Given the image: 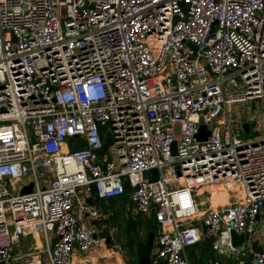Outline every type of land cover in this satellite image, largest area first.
I'll return each mask as SVG.
<instances>
[{
    "label": "built area",
    "instance_id": "obj_1",
    "mask_svg": "<svg viewBox=\"0 0 264 264\" xmlns=\"http://www.w3.org/2000/svg\"><path fill=\"white\" fill-rule=\"evenodd\" d=\"M259 97L264 0H0V264H103L93 202L126 186L157 224L152 264L207 238L264 264V110L252 136L229 110ZM224 181L232 200L200 203Z\"/></svg>",
    "mask_w": 264,
    "mask_h": 264
},
{
    "label": "rangeland",
    "instance_id": "obj_2",
    "mask_svg": "<svg viewBox=\"0 0 264 264\" xmlns=\"http://www.w3.org/2000/svg\"><path fill=\"white\" fill-rule=\"evenodd\" d=\"M230 112L235 116L234 126L244 136L254 135L253 127L249 132L242 129L241 124L243 121L249 122L250 126L258 125V131H262V113L264 110V100L262 97L256 99H247L242 102H236L230 107ZM218 192V191H213ZM209 194V193H208ZM205 192L199 190V200L202 204L215 205L220 202H225L229 197H226L223 201L218 198L219 202H214L212 196H209ZM230 199V198H229ZM231 198L230 200H232ZM126 196H122L115 199H107L101 203V208L110 209L111 212L103 219L104 224L102 233H109L112 235V244L115 248L113 252L108 253L107 261L109 264H114V256L119 253L121 255L120 264H136L137 256L132 249L135 246L137 239H145L149 230L155 231L157 226L154 225L153 219L143 212H137L131 208ZM93 217L87 216V220L91 221ZM96 224V223H95ZM97 225V224H96ZM101 233V232H100ZM52 232H50V236ZM39 241V240H38ZM155 250V243H153L151 252ZM118 251V252H116ZM110 254V255H109ZM196 257H193L192 264H202L203 262H197Z\"/></svg>",
    "mask_w": 264,
    "mask_h": 264
},
{
    "label": "crops",
    "instance_id": "obj_3",
    "mask_svg": "<svg viewBox=\"0 0 264 264\" xmlns=\"http://www.w3.org/2000/svg\"><path fill=\"white\" fill-rule=\"evenodd\" d=\"M211 196H212V199H213L214 202H219L218 201V198H220L221 201H223L226 198L222 194V192H220V191L214 193L211 190ZM112 197H114V196H112ZM109 198L110 197H108V198H98L93 203H95L97 206L100 207L101 206V203L103 201H106ZM127 199L129 201V197ZM110 212H111L110 209L101 208V214H100V216H98V217H96L94 219V222L97 224V228H99V230L101 232V235H103V236H105L106 233L103 234L102 231H101L102 230L101 227L104 226V224L102 223V221H103V219ZM149 216L151 217V215H149ZM156 226H157V224H156ZM155 232H156V230H155ZM154 235H155V233H154ZM250 239H251V242H252V244L254 246H256V247H264V204H263V206L261 208V211L257 215V218H256V227H255V230L253 231V233L251 234ZM112 240H113L112 235H111V240L110 241H106V239L104 238V240H102L101 243H99L97 245H94L89 250L88 255L92 259H94V260H100V261H102L103 264H109L108 261H107L108 253H111V250L113 252L115 251V248L113 247V244L111 243ZM202 241H204V240H202ZM202 241H200V242H202ZM30 242H31L30 236H26L24 238V240H23L24 247L26 248L29 245ZM198 243L195 244V245H193V246H190L188 248V253H189V256H190V261L192 260L193 257L191 256L189 249L196 248V258H200V257L203 258V259H201L200 261H197V262H203L202 264H209V262H210L211 259L220 258L221 261H222V264H235L234 256L227 257L225 255H218L217 253L214 252L213 249L211 250L212 247H211L210 244L206 247L204 244H201V245L199 244L198 245ZM116 252H118V251H116ZM134 254H135V246H134ZM213 255H216V256L213 257ZM206 257H207V261L205 259ZM113 259H114V261H113L114 264H120L121 255L119 253H117V254H115V256H114ZM136 262H137V258H136ZM191 264H192V262H191Z\"/></svg>",
    "mask_w": 264,
    "mask_h": 264
},
{
    "label": "water",
    "instance_id": "obj_4",
    "mask_svg": "<svg viewBox=\"0 0 264 264\" xmlns=\"http://www.w3.org/2000/svg\"><path fill=\"white\" fill-rule=\"evenodd\" d=\"M243 126L244 129L248 131L249 123L247 121H244ZM207 132L208 129L206 128V125L202 123L197 131V137L205 138ZM172 144H173L172 150L174 151V142ZM151 170H152L151 178L152 179L157 178L158 169L156 167H152ZM31 186H32V182L23 186L21 188V191L30 190ZM88 200H90V197H88ZM154 233L155 231L150 230L147 233V237L145 239H137L135 241V254L137 256L136 264H152L150 253H151L152 245L154 243ZM231 236L234 244L241 243L245 237L243 232H236L234 229H231ZM156 264H162V261L159 260Z\"/></svg>",
    "mask_w": 264,
    "mask_h": 264
},
{
    "label": "trees",
    "instance_id": "obj_5",
    "mask_svg": "<svg viewBox=\"0 0 264 264\" xmlns=\"http://www.w3.org/2000/svg\"><path fill=\"white\" fill-rule=\"evenodd\" d=\"M128 186H126V188H125V190H124V192L123 193H121V194H119V195H116V196H114V197H112V196H110V200L111 199H115V198H119V197H122V196H126V198H128L129 197V191H128ZM108 199V200H109ZM154 221V220H153ZM154 225H156V222L154 221V223H153ZM201 245V244H204L206 247L210 244L211 245V238H207V239H204V241H202V242H199L198 243V245ZM211 250H212V248H211ZM132 251H134V248L132 249ZM189 251H190V254H191V256L192 257H196V248H191V249H189ZM208 256V255H207ZM216 255H213V257H215ZM227 257H230V256H227ZM196 259V261H200L201 259H203L202 257H200V258H195ZM206 259V261H207V257L205 258Z\"/></svg>",
    "mask_w": 264,
    "mask_h": 264
},
{
    "label": "bare ground",
    "instance_id": "obj_6",
    "mask_svg": "<svg viewBox=\"0 0 264 264\" xmlns=\"http://www.w3.org/2000/svg\"><path fill=\"white\" fill-rule=\"evenodd\" d=\"M224 184V186H226V188L228 189L229 187H231L232 186V182H230V181H224V183H214V184H211V186H210V189L212 190V191H220V192H224V190H223V185ZM222 186V187H221ZM203 188V186H200V189H202ZM235 188V187H234ZM228 190H232V189H228Z\"/></svg>",
    "mask_w": 264,
    "mask_h": 264
},
{
    "label": "flooded vegetation",
    "instance_id": "obj_7",
    "mask_svg": "<svg viewBox=\"0 0 264 264\" xmlns=\"http://www.w3.org/2000/svg\"><path fill=\"white\" fill-rule=\"evenodd\" d=\"M107 235H108V237H107ZM105 239H106V241H110L111 240V235L109 233H106L105 234Z\"/></svg>",
    "mask_w": 264,
    "mask_h": 264
}]
</instances>
